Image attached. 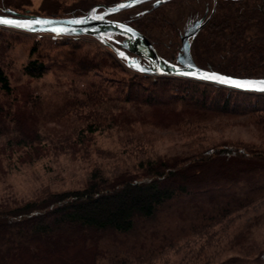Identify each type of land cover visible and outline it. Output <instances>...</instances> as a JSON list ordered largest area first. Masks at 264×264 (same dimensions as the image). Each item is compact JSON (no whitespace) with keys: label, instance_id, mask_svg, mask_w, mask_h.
Instances as JSON below:
<instances>
[{"label":"trees","instance_id":"16d2710c","mask_svg":"<svg viewBox=\"0 0 264 264\" xmlns=\"http://www.w3.org/2000/svg\"><path fill=\"white\" fill-rule=\"evenodd\" d=\"M120 1L123 0H80L62 8L44 4L43 14L23 8L26 3L20 0H0V14L71 17L84 15L96 5L114 6ZM176 1L164 0L157 6L156 0L145 2L109 18L137 28L169 61L180 53L181 37L187 27L204 18L202 27L190 39L191 55L197 65L232 76L264 77V0H184L186 7L181 10L167 8ZM161 21L173 23L171 31H165ZM0 35L33 40L29 59L21 65L27 76L41 78L60 69L61 75L71 79L70 91L79 87L77 80L83 83L81 92H76L82 96L55 92L44 98H21L11 75L0 63V134H7L10 143L18 150L26 148L30 155L45 139L40 130L48 131V123H69L73 132L64 136L67 140L85 137L105 126L123 125L118 124L112 112L119 105L111 99L118 94L124 96L125 103L153 110L167 111L176 106L200 110L180 120L188 125L226 113L255 114L264 123V93L134 71L125 58L99 41L92 43L97 49L93 52L92 48L84 49L88 43L80 37L28 36L1 27ZM124 39V35L116 34L110 42L122 48ZM105 55L113 62L107 61ZM115 67L123 75L113 78L117 83L114 87L107 83ZM100 92L109 99L105 103L108 111L91 114L80 126L72 125V110L86 105L93 108ZM138 99L142 101L135 102ZM26 107L31 110L23 118L19 112ZM29 124L33 132L28 130ZM208 152L189 158L142 157L135 169L126 167L113 176L95 164L83 187L45 190L27 201L0 204V264H37L44 255H62L77 245L92 250L93 264H153L157 258L167 260L179 246L192 254L172 264H183L193 257L197 260L193 264H264V242L251 240L238 257L220 263L212 252L205 254L202 247L195 251L188 246L189 241L200 234L207 235L223 219L246 209L238 215L243 216L264 204V146L217 147ZM253 220L256 224L261 217ZM210 235L204 239L206 243Z\"/></svg>","mask_w":264,"mask_h":264},{"label":"rangeland","instance_id":"374dc122","mask_svg":"<svg viewBox=\"0 0 264 264\" xmlns=\"http://www.w3.org/2000/svg\"><path fill=\"white\" fill-rule=\"evenodd\" d=\"M78 1L80 0H20L19 3H26L22 7L28 8L31 12L45 14L42 10L44 4L46 6L56 4L62 8L72 6ZM183 2L184 0H178L170 3L167 8L181 10L186 7ZM161 23L164 25L165 31H171L173 23L165 21H161ZM9 30L16 31L6 29V31ZM80 38L88 43L84 49L92 48L93 52H97L92 44L97 42L96 39L89 36ZM32 43L31 37L0 35V63L11 75L12 84L16 87L19 96L23 98L39 95L44 98L55 92H62L61 94L67 92L82 96L76 92H81L80 87L83 83L77 80L75 83L79 87L76 88V91H70L71 79L69 76L61 75L60 69L51 70L41 78H31L21 71V65L29 59ZM104 58L113 62V59L106 55ZM110 75L112 76L109 77L107 85L115 87L117 83L113 78L123 75V72L115 67ZM108 100L100 92L97 104H93V108L92 105L89 107L86 105L72 110L71 116H69L71 117L70 123L80 126L85 118L92 116L91 114L106 113L108 107L105 103ZM111 101L119 105L112 112L116 115L118 124L123 125L111 128L105 126L97 132L86 133L85 137L79 135L78 137H68L69 140H67L64 136L70 130L72 131L69 123L70 127L65 122H62L63 124L60 122L48 123V131H53L52 134L41 128V133L46 137L31 155L26 148L20 147L18 150L14 143H10L9 136L1 133L0 204L27 201L45 190L83 187L95 164L113 176L124 171L126 167L135 169L138 159L142 157L152 159L157 157L189 158V155L201 151L212 152L217 147L250 149L264 146V123L260 118L254 117L255 114L250 116L249 114L226 113L188 125L185 121L180 122V120L200 110L186 109L184 106L169 107L170 109L167 111L153 110L138 104L125 103L124 96L119 94L115 97L112 96ZM141 101L138 99L135 102ZM197 104L201 105L202 103L197 102ZM215 104L214 102L209 105ZM30 110L26 107L19 114L25 118V114L30 113ZM91 110H95V112H90ZM128 121L132 122L131 125L125 126ZM172 123H177V125H172ZM28 130L33 132L34 128L29 124ZM61 130L62 133H58ZM262 201L264 202V199ZM262 205L258 210H250L243 216L239 217L238 215L246 209L223 219L210 230L211 235L207 243L204 239L209 233L193 238V242L189 241L188 246L195 251L202 247L205 254L212 252L215 261L219 263L238 257L240 250L244 252L251 240L256 243L264 242V204ZM260 217L261 220L256 221L255 224L253 219L257 220ZM183 247L179 246V249L170 252L167 260H164V257L162 260L157 258L153 264L181 262L186 254L187 257H190L192 253ZM186 261L187 259L184 260L185 263ZM195 261L197 260L193 257L186 264L196 263ZM184 262L183 264H185ZM36 263L93 264V252L77 245L70 247L62 255H44ZM100 264L108 263L100 262Z\"/></svg>","mask_w":264,"mask_h":264},{"label":"water","instance_id":"95a60500","mask_svg":"<svg viewBox=\"0 0 264 264\" xmlns=\"http://www.w3.org/2000/svg\"><path fill=\"white\" fill-rule=\"evenodd\" d=\"M153 0H123L114 6L96 5L86 14L71 17L40 15L19 16L14 12L0 14V27L27 34L57 35L64 37L89 36L114 50L134 71L154 76L185 77L213 83L231 89L264 93V77H239L200 67L191 55L190 39L202 27L204 18L190 24L181 37V50L176 60L162 57L150 39L127 22L109 18L110 15ZM164 0H156L159 5ZM103 8V11H99ZM125 36L121 46L110 42L112 36ZM142 60L147 62L145 65ZM215 76L216 78H209ZM230 80L231 82H223Z\"/></svg>","mask_w":264,"mask_h":264},{"label":"snow or ice","instance_id":"6c2138e0","mask_svg":"<svg viewBox=\"0 0 264 264\" xmlns=\"http://www.w3.org/2000/svg\"><path fill=\"white\" fill-rule=\"evenodd\" d=\"M0 22H5V21H0ZM209 78H212V79H214V78H216L215 76H211V77H209ZM223 82H231L230 80H226V81H223Z\"/></svg>","mask_w":264,"mask_h":264},{"label":"bare ground","instance_id":"6f19581e","mask_svg":"<svg viewBox=\"0 0 264 264\" xmlns=\"http://www.w3.org/2000/svg\"><path fill=\"white\" fill-rule=\"evenodd\" d=\"M252 73V72H251ZM255 75V74H254ZM260 75H261V73H260ZM253 76V75H252ZM227 190V189H226ZM224 193V192H223ZM186 195V194H185ZM190 195V194H189ZM191 196V195H190ZM196 197V196H195ZM190 201V200H189ZM138 227V226H137Z\"/></svg>","mask_w":264,"mask_h":264}]
</instances>
